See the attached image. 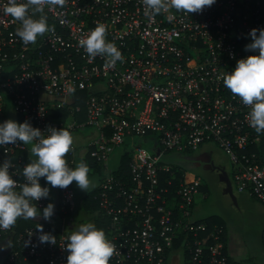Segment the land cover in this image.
I'll list each match as a JSON object with an SVG mask.
<instances>
[{
    "label": "built area",
    "instance_id": "2783aa9c",
    "mask_svg": "<svg viewBox=\"0 0 264 264\" xmlns=\"http://www.w3.org/2000/svg\"><path fill=\"white\" fill-rule=\"evenodd\" d=\"M6 2H0V121L27 120L43 134L50 126L71 134L96 128L87 153L102 167L93 198L116 248L109 264H166L178 239L187 264H227L224 226L209 229L191 218L201 181L188 180L185 170L174 188L176 172L163 153L192 154L213 142L228 156L237 189L264 205V132L249 126V106L219 78L251 54L244 45L250 29L264 27V0H216L200 12L170 8L154 17L145 15L143 0H65L45 8L50 30L27 45L16 35L20 21L3 11ZM98 23L122 62L111 65L104 55L90 60L79 45ZM127 137L151 138L162 153L138 142L124 176L109 162ZM30 148L19 141L0 147V162L9 160L18 183L33 159ZM75 152L72 143L65 157L71 167ZM54 190L49 220L0 230L9 245L0 264H65L76 193L72 184ZM38 223L56 244L39 243Z\"/></svg>",
    "mask_w": 264,
    "mask_h": 264
},
{
    "label": "clouds",
    "instance_id": "9594fccd",
    "mask_svg": "<svg viewBox=\"0 0 264 264\" xmlns=\"http://www.w3.org/2000/svg\"><path fill=\"white\" fill-rule=\"evenodd\" d=\"M2 2V0H0ZM216 0H143L145 15L154 17L167 13L170 8L187 13L200 12L210 7ZM65 0H7L3 11L14 20L20 21L16 35L27 45L35 43L39 36L50 30L45 14L46 7H63ZM31 10V14H30ZM37 14H39L37 16ZM106 26L98 23L79 39V45L88 54L89 59L97 55L109 58L108 63L115 65L123 61L118 47L105 39ZM250 42L244 45L251 54L239 58L231 71H224L219 78L231 93L239 96L244 105L249 106L247 113L249 126L257 133L264 132V27L250 29ZM68 93L75 91L68 88ZM25 120L14 119L0 121V147L22 142L31 145V159L22 167L23 183L13 178L8 159L0 162V230L11 229L18 218L25 220H49L55 205L49 201L42 209L37 201L47 199L49 188H67L73 181L81 189L93 186L89 178V167L79 162L69 166L66 154L70 151L73 138L65 128L48 127L47 134ZM43 178L46 183H40ZM37 239L40 244H56L55 236L45 232L38 223ZM0 247H3L0 244ZM67 253L65 264H109L116 251L115 245L106 237L102 228L89 221L80 223L67 236L64 246Z\"/></svg>",
    "mask_w": 264,
    "mask_h": 264
},
{
    "label": "rangeland",
    "instance_id": "374dc122",
    "mask_svg": "<svg viewBox=\"0 0 264 264\" xmlns=\"http://www.w3.org/2000/svg\"><path fill=\"white\" fill-rule=\"evenodd\" d=\"M95 130V127L87 125L76 129L71 134L73 143L76 145L77 149L78 163L84 162L88 165V175L93 186L86 192L81 190L76 185L75 181L71 183L77 192V207L69 218H74V226L71 228V231L80 223L91 221L95 223L98 228H102L107 237L108 233L105 219L101 216L99 211H90L83 203L84 195H86L85 197H91L98 188L101 179V174L94 171L93 167L89 164L88 157L85 156V154H88L85 153L87 152V148L81 146L82 142L87 141V136L95 134ZM138 142H142L141 145L145 148L150 149L151 147V141L146 143L141 141V138L138 137H135L133 140L127 137L121 146L113 150L114 154H111L109 162L110 167H117L121 153L126 152L131 154L134 150V146L137 145ZM205 147L212 150L215 163L225 168L231 180L233 195L239 194L240 192L247 195L245 191H239L232 181V168L228 156L213 142L205 144ZM180 155L181 154L171 155L168 157L167 161L169 163H175V161L182 158ZM187 169L193 177L201 181L203 187L200 191L206 193L204 199L198 197L199 193L195 196V202H197L196 206L193 207L194 209H192L191 217H204L209 215L221 217L226 225L228 235L225 243L226 251L227 253H232L235 257L234 260L232 259L231 264H264V205L249 195L246 196V198L249 199L248 203L235 201L230 194L224 191L225 184L219 179L218 175L204 166L195 168L189 167ZM50 198L53 203L55 198L54 194H52ZM8 250V244L6 247H0V259L4 255H7ZM180 264H185L182 257Z\"/></svg>",
    "mask_w": 264,
    "mask_h": 264
},
{
    "label": "crops",
    "instance_id": "0c3cea01",
    "mask_svg": "<svg viewBox=\"0 0 264 264\" xmlns=\"http://www.w3.org/2000/svg\"><path fill=\"white\" fill-rule=\"evenodd\" d=\"M96 130H95V134H93V135H90V136H87V141L86 142H82V144H81V146L83 147V148H87V146H88V144H89V142L91 141V139H93L94 137H95V135H96ZM146 143H148V142H150L151 141V143H150V145L151 146H153L154 145V141H153V139H151V138H147L146 139ZM206 144H208V143H206ZM73 145H74V143H73ZM74 147H75V150H76V152H75V158H74V165H73V167H75L76 166V164L78 163V159H77V149H76V145H74ZM196 152V153H195ZM194 153H192V154H187V155H180V156H182V157H184V158H186L188 155H196V156H199V157H201L202 159H205V158H211L212 160H214V158H213V152H212V150L210 149V148H207V147H205V144L204 145H202L198 150H196ZM85 153H87V152H85ZM123 153V152H122ZM121 153V154H122ZM111 154H114V151L111 153ZM118 154V153H117ZM164 155V154H163ZM174 155H178V154H174ZM85 156L87 157L88 156V154H85ZM111 157V156H110ZM33 159H34V157H32ZM120 158V157H119ZM119 161H120V159H119ZM214 162H215V160H214ZM200 166H202V165H198L197 163H195V165L194 166H183L182 165V167L183 168H185L187 171H188V173L190 174V172H189V170L187 169V168H195V167H200ZM214 172V171H213ZM214 173H216V172H214ZM217 174V173H216ZM191 175V174H190ZM218 175V174H217ZM192 176V175H191ZM193 177V176H192ZM203 186L201 185L200 186V189L202 188ZM75 189V188H74ZM75 193H76V207H77V192H76V190H75ZM247 193V192H246ZM52 194H54V196H55V198H54V201L55 200H57L56 199V195H55V190H54V188H52V187H50L49 188V198H50V196L52 195ZM199 196V198H201V199H204L205 198V196H206V193H202L201 191H199V194H198ZM247 195H248V193H247ZM245 193H242V192H240L239 194H235L234 195V198H235V201L237 200V202H242V203H245V202H247L248 203V200L249 199H247L246 198V196H247ZM86 195H84V199H83V203H84V200L85 199H88V197H85ZM251 197V196H250ZM50 201H51V198H50ZM54 201H53V204H54ZM197 202V201H196ZM196 202L194 201V204H193V207H195L196 206ZM192 207V209H194ZM210 217H216V218H218V219H220L221 221H222V223H223V226H224V228H225V243H226V241H227V238H228V235H227V229H226V225H225V223L223 222V220L221 219V217H219V216H217V215H209V216H204V217H191L193 220H196V221H205L206 219H208V218H210ZM36 221H45V220H43L42 218H40V219H37ZM74 226V218H70V222H69V228L71 229L72 227ZM264 234V233H263ZM0 244H2L3 245V247H6V245H7V240H4V239H2V240H0ZM176 253H178V254H176ZM224 253H225V256H226V258L228 259L229 258V260H231V263H232V259L234 260L235 259V257L232 255V253H227V251H226V245H225V250H224ZM187 252L184 250V248H183V246H181V245H179V246H177V247H175V248H173L172 250H170L168 253H167V260H166V264H180V261H181V257L184 259V261H185V264H187ZM4 257H5V255L0 259V263H1V261L4 259ZM231 263H229V264H231Z\"/></svg>",
    "mask_w": 264,
    "mask_h": 264
},
{
    "label": "trees",
    "instance_id": "16d2710c",
    "mask_svg": "<svg viewBox=\"0 0 264 264\" xmlns=\"http://www.w3.org/2000/svg\"><path fill=\"white\" fill-rule=\"evenodd\" d=\"M82 94H86V93H82ZM53 114H57V112H52V115ZM164 158L168 159L169 156L171 155H174L172 153H169V152H164ZM22 155L25 157L26 154L25 153H22ZM181 155H187V154H181ZM88 157V160H89V164L93 167L94 171L96 173H102V167L99 163L97 162H94L91 158ZM130 159V153H126V152H123L121 155H120V161H119V165H118V169H121L123 170L124 172V176L127 175V168H128V161ZM173 170L176 172V179L173 180L174 182V188L176 187V184H177V178L180 177L182 175V172L185 171L186 169L183 168L181 165L179 164H176V163H173ZM116 174H119L118 172ZM168 176V175H167ZM186 176L188 177V180H191L193 179V177L188 173V171L186 170ZM170 177V176H168ZM43 183L45 185L46 181L43 179ZM97 193V189L96 191H94V193L92 194L91 197H88V199H85L84 200V205L86 206V208L90 211H99V206H98V202L93 198V196ZM18 224L21 228L25 227V226H29V225H33L34 223H37L38 221L36 220H25L23 218H18ZM41 223H44L43 221H39ZM207 224L208 228L211 229V227L214 225V224H219V225H222L223 226V223L220 219L216 218V217H210L208 219H206L205 221H203ZM105 225H106V221H105ZM263 238H264V235H263ZM224 239V242H225V235L223 237ZM179 246V239L177 241L174 242V248ZM231 263V260H229V258L227 259V264Z\"/></svg>",
    "mask_w": 264,
    "mask_h": 264
},
{
    "label": "water",
    "instance_id": "95a60500",
    "mask_svg": "<svg viewBox=\"0 0 264 264\" xmlns=\"http://www.w3.org/2000/svg\"><path fill=\"white\" fill-rule=\"evenodd\" d=\"M150 150H152L157 155H161V153H162L160 147L156 146V145L151 146ZM187 159L195 161L198 165H202L205 168L216 172L218 174L219 179L225 184L224 191L226 193L230 194L233 197V199L235 200L234 195H233V188H232L231 180H230V178H229V176H228V174H227V172L223 166L216 164L214 162V160H212L210 157L202 159L201 157L196 156V155H188ZM54 205H55V209H56L57 200L54 201ZM55 209H54V211H55Z\"/></svg>",
    "mask_w": 264,
    "mask_h": 264
},
{
    "label": "flooded vegetation",
    "instance_id": "af4514ba",
    "mask_svg": "<svg viewBox=\"0 0 264 264\" xmlns=\"http://www.w3.org/2000/svg\"><path fill=\"white\" fill-rule=\"evenodd\" d=\"M176 164H179V165H183V166H194L195 165V161H192V160H188L187 157L184 158L182 157L181 159H179L178 161H175Z\"/></svg>",
    "mask_w": 264,
    "mask_h": 264
}]
</instances>
